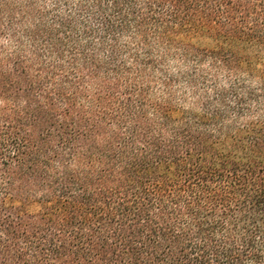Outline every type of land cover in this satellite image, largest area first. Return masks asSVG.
<instances>
[{
  "label": "trees",
  "instance_id": "1",
  "mask_svg": "<svg viewBox=\"0 0 264 264\" xmlns=\"http://www.w3.org/2000/svg\"><path fill=\"white\" fill-rule=\"evenodd\" d=\"M264 0H0V264H264Z\"/></svg>",
  "mask_w": 264,
  "mask_h": 264
},
{
  "label": "rangeland",
  "instance_id": "2",
  "mask_svg": "<svg viewBox=\"0 0 264 264\" xmlns=\"http://www.w3.org/2000/svg\"><path fill=\"white\" fill-rule=\"evenodd\" d=\"M261 74H262V76H264V65H262V67H261Z\"/></svg>",
  "mask_w": 264,
  "mask_h": 264
}]
</instances>
